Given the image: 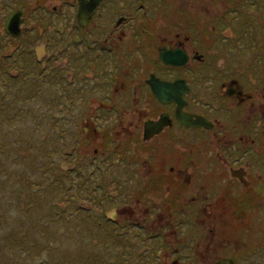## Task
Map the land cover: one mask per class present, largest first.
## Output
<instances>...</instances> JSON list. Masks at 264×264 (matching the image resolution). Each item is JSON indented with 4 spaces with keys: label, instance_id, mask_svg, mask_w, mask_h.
<instances>
[{
    "label": "flooded vegetation",
    "instance_id": "obj_1",
    "mask_svg": "<svg viewBox=\"0 0 264 264\" xmlns=\"http://www.w3.org/2000/svg\"><path fill=\"white\" fill-rule=\"evenodd\" d=\"M150 2L177 8L183 0H6L4 25L17 12L13 20L19 26L1 31L11 45L1 50L0 66L10 75L12 60L22 52L19 62L47 71L61 40L64 53L74 55L60 70L66 100L80 102V82L88 80L84 108L91 99L112 106L93 116L105 118L94 123L110 138L100 142L116 156L112 182H138L145 171L151 182L127 208L111 210L114 252L122 262L214 264L230 257L241 264L245 244L241 240L242 246L232 247L225 225L254 226L264 212V0H192V10L145 14L132 29L138 16L118 13L119 6ZM213 6H220L217 12ZM79 11L84 16L76 17ZM156 22L164 29L157 30ZM137 40L143 49H137ZM39 45L41 59L35 52ZM116 47L122 62L115 59ZM162 53L174 63H166ZM113 69H125L128 82L115 81ZM154 83L164 85L161 97ZM51 99L64 102L55 93ZM138 104L141 112L133 110ZM117 142L123 150L113 146ZM134 145L142 147V154L130 159ZM169 153L177 161L168 166L175 172L168 192L175 195L172 204L165 203L169 194L159 191ZM149 172L155 173L152 181ZM113 201L118 202V190Z\"/></svg>",
    "mask_w": 264,
    "mask_h": 264
},
{
    "label": "rangeland",
    "instance_id": "obj_2",
    "mask_svg": "<svg viewBox=\"0 0 264 264\" xmlns=\"http://www.w3.org/2000/svg\"><path fill=\"white\" fill-rule=\"evenodd\" d=\"M151 4L152 2H150L149 5L145 3L143 7H139L138 5L129 7L119 6L117 9L119 14L128 12L130 15L138 16L137 21L130 23L132 24L130 29L139 26L141 24L139 21L145 19V14L162 16L173 13L181 14L183 13L182 10L185 11V9H189V7L191 10L194 9L192 0H183V3L180 5L177 4V8H172L170 5L161 6V8H159ZM5 6L10 8L6 0H0V11ZM217 7L220 6L212 7L214 12H217ZM198 10L202 11V8L198 7ZM0 13V35L4 37L5 46L8 48L11 42L1 33L5 26L3 22L5 17L2 15V11ZM159 20L161 21V19ZM155 24L157 30L164 29V26L161 25L163 23L156 22ZM47 31L48 29L46 28V32ZM184 34H188L186 29ZM142 35V33L138 34L136 38ZM260 40H262V38H260ZM56 43L58 44L59 50L53 53L55 55V61L51 62L53 66L47 71L43 70L42 67L37 69L35 64L29 66V63L26 61L27 58H25L27 63L19 62V55L22 54V52H20L16 57V61L12 60L13 63L10 67L11 76L6 73L3 64V70L4 73L8 75V80H0L1 90L5 88V85H11L15 91H18V85H20V83L18 84L16 81L26 80L28 84L38 85L42 94L48 99V107L40 118V121L37 122L36 125L35 121H31L30 125L26 128V131L29 133L26 135V145H28L30 149L32 147L36 149L40 146L38 150H43L42 153L46 158L48 157V166L46 160L39 163L38 169L36 168L37 171L33 174V179L38 178L36 174L42 172L44 177L46 175L47 178L53 179L54 183L58 184L55 191L50 189L46 195V199L49 200L52 206L49 213L54 216L53 218H46L45 221L46 225H48L47 221L51 222L48 227L46 226V230L51 232L49 237L51 242L50 248L51 251L54 250L50 261L56 262L60 259L69 264L74 260L86 259L89 261L88 264H94L98 259L100 264H106L105 261L109 264H114L113 261L116 262V264H122L121 259L117 257L116 252H114L115 246L109 244L110 242L116 244V242L113 241L115 235L113 225L116 226V224L110 221V217L112 216L111 210H113V207L120 208L123 206V208H127L126 205H131L130 200L138 193V190L143 187L144 183H148L149 179L146 176L147 171H145V175H143L138 182H112L110 166L111 164H115L116 156L115 154L110 155V152H108L103 145L104 143L100 142L101 138H103L105 142H109L110 138L107 137L108 135H103L101 133L98 127L100 124L96 125L94 123H103L105 121L93 117L94 112L112 110V106L106 103V105L110 106L108 109L105 107V104L102 106L100 103L91 99L88 103V110H86V107L84 108L88 98L86 89L89 84L88 80L80 82L83 86L80 102H78L79 100L77 99L71 100V98L66 100L63 92L62 73L60 70L64 64L70 65L71 61L74 60V55L68 56L64 53L66 47L60 45L61 40H57ZM135 44L137 49H143L140 40H137ZM75 48H79V46ZM1 50L2 49H0V51ZM24 53L27 55V51H24ZM4 56L7 57L5 54ZM247 60L251 61V58L248 57ZM9 65L11 64H5L6 67ZM46 67H49V64H47ZM12 75H20V77L13 78ZM65 77H67L68 80L69 74H66ZM48 79L53 81L54 86ZM55 84L59 85V88H55ZM53 93L63 96L64 102L58 101V103H55L51 99ZM32 94H34V91H32ZM137 107L139 109H133V107H130V109L139 110V112H141V105L138 104ZM138 117L139 116H136L137 119ZM34 118H36V116L32 117V119ZM43 123H46L44 127L41 126ZM84 126H90V130L83 131ZM92 127L97 130L98 133L92 132ZM122 141L123 139L120 142L122 143ZM120 144L118 145L117 142L113 144V146L117 147L118 151H121L123 148ZM135 146L136 145L130 148L137 150L130 151V159H133L135 155L140 156L142 154V147ZM124 150H126V148ZM127 152L128 151H126V153ZM19 153L24 156L28 155V152L23 150H19ZM32 155L39 157V152L36 154L35 151ZM166 158L167 160L165 161L163 169L164 172H161L163 175L162 181H164L165 184H163V189H159V191H164V193L169 192L171 188L169 182L172 183L173 176L175 175V172L170 173L168 166L171 163L177 165V161L173 160L174 157H172L170 153ZM15 161L21 168H23L21 165H26V160L21 161L16 159ZM31 162L34 163L36 161L31 160ZM120 162L123 161L121 160ZM61 170L65 172L61 174ZM149 173L152 176V181L155 173ZM45 189V182L38 183L34 187L37 193H41ZM116 190H118L117 203L113 201V192ZM171 190L172 189H170V191ZM153 191L157 192L156 190ZM122 196H130V198L124 200ZM41 197L45 198V194ZM174 197V194H169L166 199L167 202L165 203H174ZM133 205L136 207L139 206V203L134 201ZM95 216L99 222L95 221ZM52 220L55 221L52 222ZM245 222L247 221L245 220ZM225 227L229 233L228 242H230L229 244L232 245V247H236L237 245L242 246V241L245 244L246 250L240 255L241 264H264V212L259 215V219L254 226L246 224L237 228L234 224H230L228 228L226 224ZM118 228L121 230L123 227L118 226ZM127 230L128 228H126L125 233ZM243 235L245 236V240L242 239ZM107 246L108 248H106ZM110 249L112 250L111 255L113 256L111 260L112 263L107 258V254L110 255ZM125 249L126 245L124 250ZM89 252H95L97 255L95 254L90 257L88 255ZM124 263L127 264V262Z\"/></svg>",
    "mask_w": 264,
    "mask_h": 264
},
{
    "label": "trees",
    "instance_id": "obj_3",
    "mask_svg": "<svg viewBox=\"0 0 264 264\" xmlns=\"http://www.w3.org/2000/svg\"><path fill=\"white\" fill-rule=\"evenodd\" d=\"M4 48V37L0 35V49ZM6 73L9 74L8 71ZM7 77L0 66V80L7 81ZM16 83H20L18 91L11 85L0 89V264H67L60 259L57 263L50 261L54 250L50 248L51 232L46 229L51 222L47 221L48 225L45 223L46 218L54 217L49 213L52 206L46 195L50 189L55 191L58 184L46 175L44 177L42 172L36 174L38 178L33 179L39 163L46 160L48 166V157L42 153L43 150H38L40 146L30 149L26 145V135L29 134L26 128L31 121H35V125L40 121L48 107V100L38 85L28 84L26 80ZM33 116L36 118L32 119ZM45 125L43 123L41 126ZM19 150L28 152V155L20 154ZM35 151L36 154L39 152V157L32 155ZM16 159L26 160V165H21V168ZM63 172L61 170V174ZM44 182L46 189L41 193L35 192V185ZM44 194L45 198H42ZM95 221L99 222L96 216ZM109 244L116 245L111 242ZM111 252L110 249V255L107 254L110 262L113 258ZM95 254L88 253L90 257ZM88 263V260L82 259L69 264ZM94 264H100L98 259Z\"/></svg>",
    "mask_w": 264,
    "mask_h": 264
},
{
    "label": "water",
    "instance_id": "obj_4",
    "mask_svg": "<svg viewBox=\"0 0 264 264\" xmlns=\"http://www.w3.org/2000/svg\"><path fill=\"white\" fill-rule=\"evenodd\" d=\"M17 12H14L11 16H9L3 30L6 31L7 33H9L11 30V28H16L19 26L18 22H16L14 19V16ZM81 16H84V14L80 11H79V14H78V17H81ZM42 49H43V46L42 45H39L36 47V55L38 57V59H41V55H42ZM164 52V50H163ZM161 58L166 62V63H170V64H173L174 62L172 60H167L164 58V53L161 54ZM185 58V56L183 57ZM178 63V61H177ZM164 87L163 84H159V83H154L153 84V89L155 91V93L161 97L162 93H158V91H161V89ZM145 128H147V125L145 126ZM214 264H236L235 263V260L234 258H221L219 259L217 262H215Z\"/></svg>",
    "mask_w": 264,
    "mask_h": 264
},
{
    "label": "bare ground",
    "instance_id": "obj_5",
    "mask_svg": "<svg viewBox=\"0 0 264 264\" xmlns=\"http://www.w3.org/2000/svg\"><path fill=\"white\" fill-rule=\"evenodd\" d=\"M76 17H78V16H76ZM118 30L120 31V32H123V30H122V28H118ZM6 32V31H5ZM122 51V50H121ZM121 51L119 50V48L118 47H116V49H115V59H117L119 62H122L123 61V59H124V56H123V54L121 53ZM144 56H146V53L144 52V54H143ZM112 73H113V78L115 79V81H117V82H128V78H127V75H126V73H125V69L123 70V72L122 73H120L118 70H116V69H113L112 70ZM60 98H58V100H59ZM55 103H58V101L57 100H55L54 101ZM102 118V117H101ZM103 120H105V118H102ZM116 264V263H115Z\"/></svg>",
    "mask_w": 264,
    "mask_h": 264
}]
</instances>
